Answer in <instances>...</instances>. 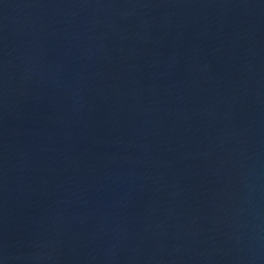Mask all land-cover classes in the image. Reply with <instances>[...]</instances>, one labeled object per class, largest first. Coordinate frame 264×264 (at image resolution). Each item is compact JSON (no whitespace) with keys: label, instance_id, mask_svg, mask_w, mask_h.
Instances as JSON below:
<instances>
[{"label":"water","instance_id":"water-1","mask_svg":"<svg viewBox=\"0 0 264 264\" xmlns=\"http://www.w3.org/2000/svg\"><path fill=\"white\" fill-rule=\"evenodd\" d=\"M0 264H264V0H0Z\"/></svg>","mask_w":264,"mask_h":264}]
</instances>
